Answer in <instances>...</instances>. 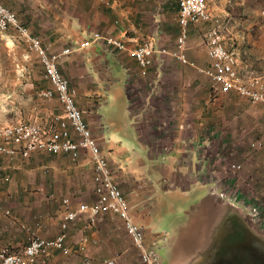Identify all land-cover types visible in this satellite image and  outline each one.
Listing matches in <instances>:
<instances>
[{
  "label": "crops",
  "instance_id": "crops-1",
  "mask_svg": "<svg viewBox=\"0 0 264 264\" xmlns=\"http://www.w3.org/2000/svg\"><path fill=\"white\" fill-rule=\"evenodd\" d=\"M253 1L264 3L216 0L210 7L211 20L189 27L186 55L193 67L159 53L175 46L180 31L178 0H0L48 53L59 56L58 68L150 249L159 245L172 205L181 200L184 206L192 204L195 184L212 181L232 190V182L240 183L239 195L258 208L264 227V104L223 93L200 72L211 66L204 35L222 26L225 46L238 56L240 75H264L263 22L258 25L233 13L254 8ZM95 33L120 38L126 49L113 50L103 42L80 49L79 44ZM14 34L10 30L0 37L21 57L24 75L17 74L20 96H0V129L19 118L55 129L64 118L63 107L56 96H43L52 86L37 56L24 60L26 46ZM9 37L15 40L10 42ZM146 41L156 54L142 76L132 54ZM66 49L72 52L63 55ZM72 137L76 139L73 133ZM230 163L241 169L238 181ZM95 186V167L86 150L75 159L44 151L28 158L0 156V249L22 252L32 236L56 238L65 210L92 205ZM213 199L206 198L208 203ZM205 217V212L191 213L186 224L178 226L167 245L170 264H208L185 252L205 241ZM233 223L247 241L263 240L256 227ZM84 239L91 264L109 260L141 264L122 220L113 214L93 223L86 214L79 217L68 229L71 254L56 251L47 260L79 264Z\"/></svg>",
  "mask_w": 264,
  "mask_h": 264
},
{
  "label": "built area",
  "instance_id": "built-area-1",
  "mask_svg": "<svg viewBox=\"0 0 264 264\" xmlns=\"http://www.w3.org/2000/svg\"><path fill=\"white\" fill-rule=\"evenodd\" d=\"M180 31L173 50L161 49L162 55H171L184 65L195 67L186 55L188 31L191 25H198L211 20V13L207 0H178ZM264 25V10L260 14ZM14 31V38L26 46L27 52L24 60H29L34 54L39 59L46 79L52 88L45 91V98L57 97L63 107L64 118L58 122L57 128H47L31 122H17L0 129V156L14 158L21 156L28 158L37 151L51 154H66L77 158L80 151L90 153L95 167V195L96 200L92 205L80 204L77 209H66L60 225L61 233L54 239L46 240L32 236L22 252H15L9 247L0 249V264H50L47 258L53 252H60L67 256L71 249L67 245L68 229L72 222L82 215H88V220L93 223L102 215L113 214L123 222L124 229L139 253L141 264H157L152 251L145 243L143 228L133 219L128 202L121 190L113 180L107 157L98 147L92 137L91 131L83 119L82 111L76 106L74 91L70 90L68 81L63 77L58 68L59 56L48 53L41 41L34 37L30 31L22 26L17 14L0 2V33ZM9 41L15 39L9 37ZM204 39L208 47V57L211 66L201 69L200 72L216 84L221 92H233L253 104H264V75L243 77L238 70V56L234 50L225 46V38L218 27L208 30ZM103 42L113 50H125L126 46L120 38L104 36L95 33L90 39L79 44L80 49H87L95 43ZM72 50L66 49L63 55L70 54ZM156 50L150 41H146L133 51V57L138 63L142 76H146L153 66ZM16 71L19 76L24 75V66L17 64ZM75 134L76 139L72 137ZM69 204L67 200L64 201ZM84 239L79 247L81 260L79 264H91L90 257L86 254ZM106 264H118L109 260Z\"/></svg>",
  "mask_w": 264,
  "mask_h": 264
},
{
  "label": "water",
  "instance_id": "water-1",
  "mask_svg": "<svg viewBox=\"0 0 264 264\" xmlns=\"http://www.w3.org/2000/svg\"><path fill=\"white\" fill-rule=\"evenodd\" d=\"M208 196L214 198V202L208 203ZM184 209V220L167 230L160 238L161 243L159 241L158 246L151 248L157 264H170L171 255L167 245L178 232V226L185 225L188 215L195 212H205L208 227L203 235L206 239L200 242L201 247L197 244L186 249L187 257H201L208 264H264V238L261 236L262 241L252 242V238L247 241L245 234L233 223L235 220L236 225L250 224L264 234V227L259 222L260 212L255 205L242 200L229 188L216 184L210 188L200 204L193 201ZM161 248L165 249L166 257L160 254L158 249Z\"/></svg>",
  "mask_w": 264,
  "mask_h": 264
},
{
  "label": "rangeland",
  "instance_id": "rangeland-1",
  "mask_svg": "<svg viewBox=\"0 0 264 264\" xmlns=\"http://www.w3.org/2000/svg\"><path fill=\"white\" fill-rule=\"evenodd\" d=\"M252 4L255 6L254 8H246V9H238L233 11V13L237 16H239V18L241 19H249L252 22L256 23L259 25V23L261 24V11L264 10V3L260 4L257 1H253ZM211 6H216V0H213L212 2H208V8L210 10V13L212 15L211 12ZM262 7V8H261ZM215 11H218L217 9H215ZM229 10H225V12H228ZM230 12V11H229ZM218 27V26H217ZM221 30L222 26L218 27ZM20 56L18 55L17 51H15V49H9L7 47V43L5 41H3L0 37V96L4 95H9L12 93H16L18 94V96H20V92L17 88V79H18V75L15 72L16 70V65L17 64H21L20 62ZM18 122H36V121H30V120H22V119H17L14 120V123ZM11 124V123H10ZM230 170L233 172L234 178L235 180L239 179V173H240V168H233V164H228ZM235 172V173H234ZM238 181V180H237ZM213 184V185H212ZM233 185H230V187L232 188L233 192L239 197L241 198V196L239 195L242 186L239 185L236 181L232 182ZM216 183L215 182H210L208 184L206 183H202V184H195L194 186H192L191 188V196H190V202H192V200L196 201L198 204H200L203 200V198L208 195L210 188L215 186ZM186 195V194H185ZM187 196V195H186ZM243 199V198H241ZM186 206H184V201H178L175 202L172 205V208L170 209V215L168 216V227L165 226V228L163 229V232H166L167 230H171L172 226H176L178 223L182 222L184 220V208ZM161 243V241H160ZM160 254L163 257H166L165 254V249L161 248L158 249ZM166 259V258H165Z\"/></svg>",
  "mask_w": 264,
  "mask_h": 264
}]
</instances>
